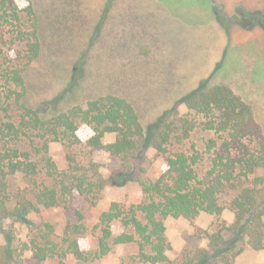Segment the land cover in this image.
<instances>
[{"label": "trees", "instance_id": "16d2710c", "mask_svg": "<svg viewBox=\"0 0 264 264\" xmlns=\"http://www.w3.org/2000/svg\"><path fill=\"white\" fill-rule=\"evenodd\" d=\"M207 2L223 22L227 0L225 7ZM230 3L232 19L264 30V6ZM42 35L33 0L25 8L0 0V233L6 240L0 245V264H25L26 253L42 263L65 264L69 255L87 263L117 245H136L142 263H166L169 217L194 221L202 213L220 216L226 210L234 222L207 232V249L184 264H233L245 248L264 250V127L251 103L227 84L202 82L183 98L190 116L181 117L173 108L149 129L135 106L117 94L58 109L81 79V59L74 64L69 89L52 101L51 111L48 103L32 108L27 72L45 54ZM83 126L91 131L86 140L80 134ZM198 133H204L200 141ZM108 136L114 140L108 142ZM55 143L66 151L64 170L51 153ZM151 150L166 164L156 178L149 173ZM100 153L117 162L109 178L97 159ZM131 180L139 184L142 200L128 206L111 203L95 226L94 250L82 246L89 229L80 211L79 220L69 222L62 235L52 222L35 218L43 209L68 208L79 197L95 204L109 183ZM115 222L124 227L118 235Z\"/></svg>", "mask_w": 264, "mask_h": 264}, {"label": "rangeland", "instance_id": "374dc122", "mask_svg": "<svg viewBox=\"0 0 264 264\" xmlns=\"http://www.w3.org/2000/svg\"><path fill=\"white\" fill-rule=\"evenodd\" d=\"M15 1L22 8L29 4V0ZM224 1L212 0V4L224 6ZM230 1L226 2L221 22L211 13L207 0H33L43 29L45 54L27 72L28 105L43 108L48 103L46 109L50 112L52 101L73 82L74 64L83 59L81 79L58 102V109L117 94L135 106L145 129H149L175 108L179 116H190L183 98L202 82L223 83L253 105L264 127V30L245 20L239 23L232 19V12H227L232 11ZM245 4L249 9L264 6L262 0H245ZM220 12L224 13L222 8ZM80 134L86 140L91 131L83 126ZM195 137L200 141L204 133ZM113 140L108 136V142ZM51 153L59 169H66L64 148L55 143ZM148 157L149 173L156 178L166 164L153 150ZM97 159L103 164L104 176L109 178L117 162L105 153L98 154ZM142 198L134 180L123 185L109 183L95 204L79 197L68 208L43 209L35 218L52 222L62 235L69 222L79 220L80 211L89 229L82 246L89 251L96 248L94 229L111 203L118 201L128 206ZM234 219L229 210L220 216L202 213L194 221L169 217L166 225L171 249L168 261L161 264L186 263L207 249V232H215L224 223L230 225ZM113 229L115 235L124 231L119 222ZM3 244L6 240L0 233V245ZM137 253L136 245H117L99 260L80 263L69 255L65 264H146L136 258ZM24 261L57 264L54 260L36 261L31 253L25 254ZM233 264H264V250L245 248Z\"/></svg>", "mask_w": 264, "mask_h": 264}]
</instances>
